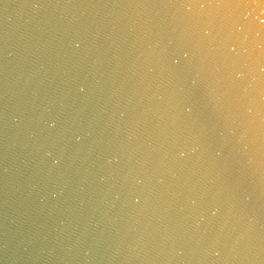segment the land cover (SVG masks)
Listing matches in <instances>:
<instances>
[{"label": "water", "instance_id": "obj_1", "mask_svg": "<svg viewBox=\"0 0 264 264\" xmlns=\"http://www.w3.org/2000/svg\"><path fill=\"white\" fill-rule=\"evenodd\" d=\"M0 264H264V0H0Z\"/></svg>", "mask_w": 264, "mask_h": 264}]
</instances>
